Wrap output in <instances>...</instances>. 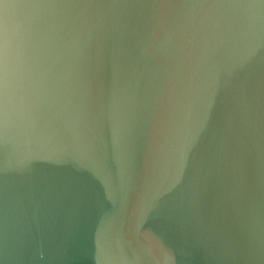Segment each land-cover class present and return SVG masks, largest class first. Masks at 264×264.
Returning a JSON list of instances; mask_svg holds the SVG:
<instances>
[{"label": "clouds", "instance_id": "obj_1", "mask_svg": "<svg viewBox=\"0 0 264 264\" xmlns=\"http://www.w3.org/2000/svg\"><path fill=\"white\" fill-rule=\"evenodd\" d=\"M130 126L133 156L114 161L106 141ZM52 170L78 189L67 264L90 236L106 264L114 243L139 264H196L208 211L226 221L223 258L251 264L264 249V0H0V229L16 227L2 191Z\"/></svg>", "mask_w": 264, "mask_h": 264}, {"label": "water", "instance_id": "obj_2", "mask_svg": "<svg viewBox=\"0 0 264 264\" xmlns=\"http://www.w3.org/2000/svg\"><path fill=\"white\" fill-rule=\"evenodd\" d=\"M135 136V128L130 126L126 132L107 140L110 157L115 161L123 153L127 159H131ZM113 171H116L115 163ZM98 179L103 182L104 177L99 176ZM77 195L74 176L58 170L36 176L29 185L4 189L3 202L9 208L10 217L15 218L16 227L9 223L0 229V264H67L61 252L71 228ZM213 197L214 193L210 190V204ZM199 228L205 250L197 256L196 264H229L221 254L227 239L226 221L208 211L202 217ZM113 252L119 264H139L136 254L127 249L121 251L115 243ZM81 264H106L104 253L98 252L92 236L89 237L88 251L81 258ZM251 264H264V249L254 253Z\"/></svg>", "mask_w": 264, "mask_h": 264}]
</instances>
